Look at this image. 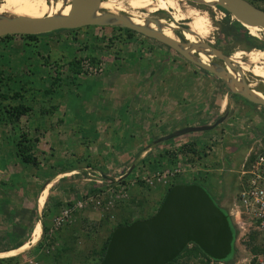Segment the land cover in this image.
Here are the masks:
<instances>
[{
	"label": "crops",
	"instance_id": "crops-1",
	"mask_svg": "<svg viewBox=\"0 0 264 264\" xmlns=\"http://www.w3.org/2000/svg\"><path fill=\"white\" fill-rule=\"evenodd\" d=\"M86 30H62L34 39L16 35L0 40V76L25 83V88H31L32 98L30 110L16 124L0 120V221L17 228V233L27 224L39 223L52 191L64 202L63 198H74L75 192L83 193L89 188L90 182L81 174L73 176L84 168H69L72 161L95 160L96 169L90 173L116 182L125 168L127 173L134 168L132 160L150 155L152 143L161 144L160 138L179 130L176 125L182 121L183 108H178L175 96L168 98L158 88L157 99V91L147 88L153 56L148 55L145 39L136 35L129 39L111 35L107 39ZM77 59L100 63L101 72H77ZM191 126L194 125L185 123L180 129ZM19 133L29 137L31 154L39 162L36 170L24 169L14 160L12 142ZM166 159L163 157L162 162ZM215 170L199 171V176L208 182ZM46 186L45 202L38 210L36 199ZM214 190L215 194L219 191ZM31 209L35 220L27 216ZM97 216L96 210L85 208L75 213L71 224L79 222L81 230L83 221L90 225L89 220ZM16 220L21 224L14 225ZM23 233L13 237L21 238ZM7 234L5 240L11 237ZM8 245L0 252L20 244L7 242L1 246Z\"/></svg>",
	"mask_w": 264,
	"mask_h": 264
},
{
	"label": "rangeland",
	"instance_id": "rangeland-1",
	"mask_svg": "<svg viewBox=\"0 0 264 264\" xmlns=\"http://www.w3.org/2000/svg\"><path fill=\"white\" fill-rule=\"evenodd\" d=\"M49 1V0H48ZM55 1V0H50ZM200 5V4H199ZM193 5L197 10L199 11H205L208 17V20L210 22V29L207 35V38L204 39V42L206 40L212 41L215 44H217L224 52V55L229 56L232 52H249L250 50H255L257 48H250L246 44V42L238 41L236 39V35L245 33L247 36L248 33L243 28H237L231 29L233 26V19L229 16L226 18V15L221 13H217L216 9L213 8L209 9L207 7H204V5ZM264 6V4H262ZM99 11H105L103 9H100ZM107 12V11H106ZM116 14H124L122 12L116 11ZM139 14H142L145 16V18H151V19H161L164 21L165 24H168L166 12L159 11L156 13L149 14L146 11L140 10ZM222 16V17H221ZM219 17V18H218ZM217 19V20H216ZM215 21V22H214ZM180 24V23H179ZM82 29H87L86 32H90L95 34L96 36H102L103 38L109 39L111 35L113 36H134L136 35L139 39H145L147 45H148V55L153 56L152 59L150 58L149 67L151 71L150 80L147 88L149 90H155L154 97L158 99V95L160 92H158V88H160L161 94L166 93L168 98H171V94L174 95L177 99V106L178 108H183V115H182V121L176 125L177 129H180L183 127L185 123H192L194 126H202V125H209L214 119H217V117L222 116L223 113H226L225 119L218 124L216 127H214L212 130L203 132V133H192V134H186L187 136H183L181 138L176 137L171 140L165 141L163 143H159L156 145H150L151 151L148 152L150 155L143 161L142 159H139L137 157L136 159L131 161L133 169H131V172L133 171L134 174L130 178L137 179V177L143 176L144 172L146 171L145 167H149L152 165V162H154V157L158 155L159 151H170L172 149H175L176 146L186 143V142H192L197 141V147L201 148L202 144L200 143H206L209 145L210 149V155L206 158V163L204 167L205 170H212V164L216 162V169L214 171L213 179H210L207 183L210 188H208L209 192L212 195V199L215 200V190L216 188V182H219V186L222 190V192L225 194L224 197L219 200L218 205L223 206L226 202H231L232 197L234 195V191L236 190L237 182H236V172L239 168V164L242 160L243 155L246 153L247 148H249L255 141L258 139L262 140L264 138V107L257 106V105H250L251 103L245 102L244 99L240 97H229L228 92L224 85L221 83V81H218L215 77H211L208 73L200 70L196 66L188 63L185 61L182 57H180L178 54H176L174 51L169 49L168 47L154 41L151 39H148L146 37H143L142 35L136 34V33H127L123 29L121 31L116 30L115 28L111 27H84ZM243 29V30H242ZM57 31L51 32L56 33ZM226 32V34H224ZM48 34V33H47ZM47 34H41L37 37H43ZM173 34V33H172ZM175 37V35L173 34ZM251 37V36H249ZM176 38V37H175ZM254 38V37H253ZM178 39V38H176ZM256 41L262 42L264 41V33H259L257 35ZM258 39V40H257ZM210 60V59H209ZM243 61V60H242ZM245 61V60H244ZM243 61V62H244ZM245 63V62H244ZM251 66V64H250ZM254 67H261L264 68V66L259 65H253ZM244 79L248 85H250V89H253L255 91H258L260 93H264V85L261 83V81L252 76L250 73L244 72ZM160 82V83H159ZM159 84V85H157ZM156 86V89L154 88ZM153 93V92H151ZM81 99V97H79ZM224 99V101H223ZM223 102L222 108H219V104ZM173 120H178V118H174ZM248 138H252L251 141H248ZM144 147V145L139 146ZM157 149V150H156ZM99 162V161H98ZM151 162V163H150ZM84 163H78V165L83 166V168L86 171H90V169L84 167ZM144 164V165H143ZM218 165V166H217ZM145 166V167H144ZM208 166V167H207ZM200 167V166H199ZM79 170L80 167L78 166ZM143 168V170H142ZM166 169V168H164ZM198 169V168H197ZM201 170V167H200ZM77 171V172H78ZM202 172V171H201ZM80 174V171L78 172ZM105 174H108L110 176H113L112 174L108 173V171H105ZM93 174H89V176L85 175L83 178L89 179L92 178ZM1 177V176H0ZM98 178V177H97ZM96 177H93L91 180H97ZM138 181V180H137ZM126 183H131V181H127ZM137 184V183H136ZM135 184V185H136ZM212 185V187H211ZM215 186V187H213ZM133 187L128 191V195L124 193V185L116 187L113 191V194H117V196L122 195L123 201L120 202L124 203L121 206H127L130 209L131 219H136L138 216H140V210H148V207H138V209L131 204H126L125 201H127L128 196H130L133 191H138L135 194L144 196L146 201L150 204V207L155 204L154 199H161V197L164 195V191L167 189L166 187H156L152 186L150 190L145 189L142 187ZM205 187V186H204ZM123 189V192H120V189ZM207 187H205L206 189ZM207 190V189H206ZM75 192V194L80 195L82 193ZM124 193V194H123ZM134 194V195H135ZM56 192H51V194L47 197L46 206L47 209H52V203L54 201H62L58 200L56 196ZM226 196V197H225ZM104 197V195L98 196V199L100 200ZM121 198V199H122ZM17 199L16 196L13 201ZM64 201H76V197L74 198H66ZM118 199V198H117ZM116 199V200H117ZM37 200V199H36ZM157 200V201H158ZM27 207V206H26ZM97 208V207H96ZM94 209L97 211L96 218L90 219V225H87L86 222H82L83 227H80L81 230H78V235L80 238L85 239L88 241L87 246H85L84 252L82 256H80V260L84 257L89 258L90 254V247L93 245L91 242H96V240H99V238H104L105 234L108 233L109 229L114 226V217L112 212H118L115 211V209ZM62 209V207H61ZM59 209V212L60 210ZM150 212H153V208H149ZM58 212V214H59ZM102 218H105L104 223H100ZM81 219V218H80ZM68 222V225H72L71 222ZM135 221V220H134ZM21 222V221H20ZM48 228L50 224H53V221H49ZM14 225H20L21 223L13 222ZM70 223V224H69ZM73 223V222H72ZM79 223V222H78ZM76 223V226L79 224ZM34 223L27 224L25 227L23 237L17 238L15 241L19 242V244L28 243L30 240V234L31 229ZM40 224V223H39ZM84 224L86 227H84ZM8 225V224H7ZM5 223L0 221V250L9 248L8 246H1L3 244H7L12 242L11 237H7L5 240V235L14 236L15 230L18 229L11 227L10 225L7 226ZM17 225V226H18ZM59 227V226H58ZM53 228L51 226L52 230L55 231L58 229ZM61 228V227H60ZM41 229V227H40ZM76 229V228H75ZM68 231L65 232L67 234ZM51 235V234H50ZM41 237V231L39 238L34 244H31V246L27 247L25 250L18 252L15 254L14 257L15 260L11 261L8 264H36L35 263V257L37 256V250L33 247H35L36 243L40 240ZM15 239V238H13ZM15 246H18L19 244L14 243ZM190 246V245H189ZM78 250H82L80 247H77ZM44 251V250H43ZM3 252V251H2ZM42 253V252H41ZM234 262L237 264H241V259H244L247 257L246 250H237L236 253H234ZM7 258V257H5ZM97 257L94 256L93 258H89L85 260V262H73V264H85L86 262L88 264H92V262ZM182 264H200L199 261L196 260H188L185 259L180 261ZM234 263V264H235ZM0 264H7L5 262H2ZM224 264V263H220Z\"/></svg>",
	"mask_w": 264,
	"mask_h": 264
},
{
	"label": "water",
	"instance_id": "water-1",
	"mask_svg": "<svg viewBox=\"0 0 264 264\" xmlns=\"http://www.w3.org/2000/svg\"><path fill=\"white\" fill-rule=\"evenodd\" d=\"M100 1L60 0L63 8L68 4L67 13L62 14V10H58L43 18L0 14V38L34 36L90 26L130 30L168 47L188 63L213 75L221 81L230 96L236 95L251 104L264 107V100L249 88L244 73L219 50L202 41L190 43L183 37H178L176 41L164 37L159 19L146 18L143 19V25H136L125 14L99 11ZM183 1L220 8L239 24L264 31V10L246 0ZM165 15L171 21V17L167 13ZM169 29L171 32L179 31L181 36L183 33L192 34L186 27L175 22L174 27ZM199 53L222 61L225 70L218 65L202 63L196 57ZM228 70L239 74V80H233ZM225 117L226 114L222 115L210 125L179 129L159 141L210 131ZM189 245L196 246L213 261H227L233 253V231L226 214L214 204L204 189L196 184H175L166 191L153 215L135 220L127 226L115 227L111 231L98 264H168Z\"/></svg>",
	"mask_w": 264,
	"mask_h": 264
},
{
	"label": "trees",
	"instance_id": "trees-1",
	"mask_svg": "<svg viewBox=\"0 0 264 264\" xmlns=\"http://www.w3.org/2000/svg\"><path fill=\"white\" fill-rule=\"evenodd\" d=\"M248 1L250 4H252L253 6L260 8L262 10H264V6L262 4H264V0H246ZM207 7L209 9L214 8L217 11H222L225 13L226 18L229 17V15L223 11L220 8H216L213 6H204ZM199 11V10H198ZM199 12H203L202 10ZM235 27L237 28H242L240 25H238V23L233 22V26L231 27V29H235ZM116 29V28H115ZM116 30L121 31L122 29L117 28ZM125 32L127 33H133L130 30H126L123 29ZM243 30V29H242ZM224 34H226V32H224ZM236 35V39L238 41H243L246 42V44L248 45V47L250 48H257L259 50H264V41L262 42H258L256 41V39H254L253 37H249L247 36L245 33L242 34H235ZM38 35H34V36H20L23 37L25 39H34L35 37H37ZM6 37H10V36H4L1 37L0 40L2 38H6ZM124 39H129L131 38V36H124ZM257 44V45H256ZM80 60H75V65H76V70L77 72L79 71L77 69V65L79 63ZM91 64H94L91 62ZM17 84V85H15ZM25 83H22L20 81H15L12 78H5V80L3 79L2 76H0V120L5 121L6 123L9 124H16L18 122V119L20 116L24 115L25 113H27L30 110V106L32 103V98L31 95L29 96L30 90L31 88L26 86L25 88ZM28 84V83H27ZM34 97V96H33ZM246 102V101H245ZM252 105V104H250ZM203 133V132H201ZM177 139V138H176ZM264 143V138L261 140ZM157 144V143H156ZM155 143L152 145H156ZM202 144V147L199 148L197 147V141H192V142H186L183 144H180L178 146L175 147V149H172L170 151H162L158 153L157 157H154V162H152V165H150L149 167H145L146 171L143 173L146 176H150L151 174L154 173H161L164 168L168 169V170H172L173 168L179 167L181 169H183V172H179L177 174H174L172 177H167L168 183L166 184H154V185H145L142 181H137L134 180V182L131 183H126L127 181H132L133 179L130 178L132 174L131 171H128V173L126 172V168L123 170V173L121 175H123L118 181L114 182L112 179H102L103 183L101 185H97L95 184L93 181L90 182V186L89 188H87L86 191H84L83 193H81L80 195L76 196V201H83V200H88L89 198H91L92 200H96L98 199V196L104 195V197L102 199L99 200L100 205L97 206L98 209L100 210H105L103 209L105 203L108 201V196L106 195V193H104L105 189L108 188H118L121 185H124V193L126 194V196L128 195V191L133 188V187H144L147 190H150L152 186H156V187H166L167 189L164 191L166 193V191L175 184H196L198 186H200L202 189H204L206 191V193L208 194L209 190L208 188L209 185H207V181L199 176V171L205 170L206 168L204 167L205 163L204 161L206 160V158L208 157V155H210L209 152V145L206 143H200ZM12 147H13V157L14 160L24 169H38L39 166V162L36 160V158L31 154V146L29 144V137H27L25 135V133H19V135L17 136V139L15 141L12 142ZM163 157H166L167 159L165 160V163L162 162ZM143 161H145V159H142V163ZM78 163H84L86 165V168L90 169V172H94V170L96 169L95 164V160L92 161H72L69 168H75L77 166ZM151 163V162H150ZM132 164V163H130ZM144 165V164H143ZM129 166V165H128ZM127 166V168H128ZM201 167V170H198L199 167ZM218 166V165H217ZM198 167V169H197ZM208 167V166H207ZM213 168H216V162H214L212 164ZM64 169V168H63ZM165 169V170H166ZM47 171V169H46ZM45 171V174L47 175ZM81 176H85L87 174V171L84 169L82 172L80 171ZM78 174L73 175L74 177L78 176ZM94 175V173H93ZM73 176H71L70 178H72ZM95 177V175H94ZM97 178V176H96ZM102 178V177H101ZM137 183V184H136ZM217 184L216 186V190H219L217 192V194H215L216 197L215 200H213L212 195L209 193V197L212 199V201L214 202V204L220 208L224 213L227 212L228 206L230 204V202H226L223 206L218 205L219 200H221L224 197V193L222 192L220 186H219V182H216ZM136 184V185H135ZM207 187L205 189V187ZM139 187V188H140ZM142 187V188H143ZM237 190V187H236ZM236 190L234 191V193L236 192ZM208 191V192H207ZM138 191H133V193L128 196L129 198H127V201H125V205L127 204H131L134 205L137 209L138 207H148V210L144 211V210H140V216H138L136 219H131V214H130V209L127 206H121L124 203H121V201H123L122 199H118V200H114V203L112 204V207L107 208L108 209H115V211L118 212H112L113 213V217H114V226H112L108 233L105 234L104 238H99V240H96V242H91V244L93 245L92 247H90V254L92 256H89V258H93L94 256H96L97 258L92 262V264H98L100 258L102 257V254L105 250L109 235L111 233V231L118 226H127L130 223H132L134 220H142V219H146L148 217H150L151 215H153V213L157 210L163 196L161 197V199H154L155 204H153V206L150 207V204L148 203V201H146L144 196L141 195H136L135 193ZM164 193V194H165ZM135 194V195H134ZM113 197V196H112ZM158 200V201H157ZM75 203V201H64V202H59V201H55L54 203H52V209H47L44 207L43 211H42V215L39 217V223H40V227H41V237L40 240L36 243L35 248L37 250V256L35 257V263L36 264H73V262H79L80 260V256H82L83 252H84V247L87 246L88 241H86L83 238H80L78 235V226L74 225H68V223H64L62 226H60L57 230L53 231L51 226H53V224H50L49 228H48V223L49 220L51 219V221L58 215L59 209H61V207H72L73 204ZM129 206V205H128ZM87 208H91L92 210L96 208L94 201H91L89 203V206ZM96 208V209H97ZM149 208H153V212L149 211ZM82 209H78L75 211V213L77 211H81ZM35 211L34 209H31L28 211V217H30V219L35 220L36 219V215L34 214ZM71 215L70 220L74 219V215ZM53 214V215H52ZM105 218H102V220L100 221V223H104L105 220H103ZM76 228V229H75ZM22 230L19 231L18 233H21L22 231L25 230V227L21 228ZM68 231L67 234H65V232ZM14 234H18L17 231H14ZM51 234V235H50ZM10 236V234H9ZM14 237L11 236L12 240H16L17 238L15 237V239H13ZM13 242V241H12ZM11 242V244L13 246H15L14 243L19 244V242L14 241L13 243ZM21 245V244H20ZM19 245V246H20ZM246 246V248H249L248 244L245 243L244 244ZM77 247H80L82 250H78ZM44 250V251H43ZM255 249L251 248V252H254ZM42 252V253H41ZM87 257L82 258L80 261L81 262H85V260L89 259ZM185 259L186 261L188 260H196L199 261L200 264H219V263H224V264H228L230 262H234V257L231 256L230 259H228L227 261H213L209 258H207L203 253H201L198 248L194 245H190L185 247L182 252L170 263L168 264H182L180 261ZM15 260L14 257H7V258H0V263L5 262V263H10L11 261ZM253 260H251V262L249 264H253ZM85 264H88L87 262Z\"/></svg>",
	"mask_w": 264,
	"mask_h": 264
},
{
	"label": "bare ground",
	"instance_id": "bare-ground-1",
	"mask_svg": "<svg viewBox=\"0 0 264 264\" xmlns=\"http://www.w3.org/2000/svg\"><path fill=\"white\" fill-rule=\"evenodd\" d=\"M204 1L210 2L212 0ZM193 5L195 4L183 0H101L99 8L112 14H116V11L122 12L136 25H143V19H146L144 15L139 14L140 10L146 11L149 14L163 11L171 17L172 21V23L169 22L168 24H165L163 20L159 19L161 33L164 37L176 41V38L169 29L174 27L175 22L183 23V26L192 33H183V39L190 43H198L199 41L204 42V39L207 38L210 29V22L206 12H199ZM58 10H62V14H65L69 10V6L68 4H65V7L63 8L60 0L52 2L48 0H0V14H9L28 18H43L46 15L51 16ZM221 12L222 11H217L218 14ZM222 13L225 14L224 12ZM231 18L234 22L238 23L233 17ZM238 25L245 29L249 36L254 38H256L259 33H264L263 30L256 27H248L239 23ZM149 27L154 29L153 25H150ZM196 57H198V59L204 64H209L208 61L210 58H212L211 56L208 57L202 53L197 54ZM228 57L236 64L237 67H239V70L242 73H250L252 76L258 78L264 85V68L253 66H264V50L255 49L254 51L250 50L249 52L237 51L232 52ZM242 60H245V63ZM228 72L233 80H239V74L229 70ZM248 86L250 87V85ZM251 90L256 96L264 100V93H260L253 89ZM222 106L223 102L219 104V108H222ZM47 191L48 186H46L39 193V196L36 200L38 210L41 209L43 203L45 202L44 200L47 195ZM40 231V224L35 223L32 226L30 240L28 243H24L15 249L0 252V258L15 256V254L18 252L21 253V251L25 250L29 245L34 244L37 241Z\"/></svg>",
	"mask_w": 264,
	"mask_h": 264
},
{
	"label": "built area",
	"instance_id": "built-area-1",
	"mask_svg": "<svg viewBox=\"0 0 264 264\" xmlns=\"http://www.w3.org/2000/svg\"><path fill=\"white\" fill-rule=\"evenodd\" d=\"M78 68L79 73L86 75H97L101 72V65L91 64L87 59H81ZM179 172L182 173L183 169L179 167L173 168L171 171L164 169L161 173L137 177L131 181V185L134 180L142 181L149 186L158 183L166 184L168 183L167 177H172ZM86 175L89 176V171ZM236 175L237 190L225 213L233 231L232 256L236 253V249H242L246 250L247 257L241 259V264H249L251 260L254 261L253 264H264V143L260 139L255 141L243 155ZM93 177L94 175H92ZM97 177V180L89 178L86 181H93L95 184L101 185L103 181L100 175L97 174ZM113 191L114 188L105 189L104 193L108 196V201L103 209L112 207L115 199L123 197L122 195L117 196V194L112 195ZM120 192H123L122 188ZM91 201H94L96 207L100 205L98 200L89 198L88 200L75 201L70 208L63 207L52 220L53 228L56 229L58 226L70 222L71 215L78 209L87 208ZM245 243L249 248H246ZM251 248L255 249L254 252H251Z\"/></svg>",
	"mask_w": 264,
	"mask_h": 264
},
{
	"label": "flooded vegetation",
	"instance_id": "flooded-vegetation-1",
	"mask_svg": "<svg viewBox=\"0 0 264 264\" xmlns=\"http://www.w3.org/2000/svg\"><path fill=\"white\" fill-rule=\"evenodd\" d=\"M195 5H197V4H195ZM200 6V5H199ZM204 6H208V5H204ZM212 10H213V8H211ZM179 25H181V26H183V23H180ZM71 31V30H70ZM174 35H175V37L176 38H178V37H182L181 36V34H180V32L179 31H174V32H172ZM149 39V38H148ZM152 40V39H151ZM177 40V39H176ZM178 41H180V40H178ZM205 43L206 44H208V45H210L211 47H213V48H215V49H217V50H219L220 51V53L222 54V55H224V51L217 45V44H215L214 42H212V41H209V40H206L205 41ZM226 56V55H225ZM228 57V56H227ZM88 60V59H87ZM90 63H91V61L90 60H88ZM208 63L209 64H214V65H218V66H220V67H222L224 70H225V67H224V64H223V62L222 61H220V60H216V59H214V58H210V60L208 61ZM96 64H98V65H101L100 63H96ZM102 67V66H101ZM209 74V73H208ZM211 77H214L213 75H211V74H209ZM218 80V79H217ZM219 81V80H218ZM229 95V94H228ZM236 95H229V97H231V98H233V97H235ZM238 97V96H237ZM224 114H226V113H223V115ZM219 117H221V116H219ZM219 117H217V119L219 118ZM216 119H214L210 124H212L214 121H215ZM209 124V125H210ZM207 125V124H206Z\"/></svg>",
	"mask_w": 264,
	"mask_h": 264
}]
</instances>
